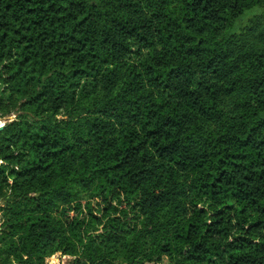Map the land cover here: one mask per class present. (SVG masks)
<instances>
[{
    "label": "trees",
    "instance_id": "16d2710c",
    "mask_svg": "<svg viewBox=\"0 0 264 264\" xmlns=\"http://www.w3.org/2000/svg\"><path fill=\"white\" fill-rule=\"evenodd\" d=\"M15 112L0 264H264V0H0Z\"/></svg>",
    "mask_w": 264,
    "mask_h": 264
},
{
    "label": "rangeland",
    "instance_id": "374dc122",
    "mask_svg": "<svg viewBox=\"0 0 264 264\" xmlns=\"http://www.w3.org/2000/svg\"><path fill=\"white\" fill-rule=\"evenodd\" d=\"M245 28H243L242 30H244ZM241 30V31H242ZM134 53L135 55H133V57L131 58V62L132 63H136L137 62V50H134ZM19 116V114L17 112L9 115V116H6V117H0V132H2L4 129L2 128H5L7 127L9 124H11L12 122H14L17 117ZM1 207V205H0ZM1 213H0V232L3 230L2 227H3V221L1 219ZM59 259L56 257L55 259L53 260H49V263L50 264H59ZM145 264H154V263H145ZM160 264H171L166 258H164L163 262H161Z\"/></svg>",
    "mask_w": 264,
    "mask_h": 264
},
{
    "label": "water",
    "instance_id": "95a60500",
    "mask_svg": "<svg viewBox=\"0 0 264 264\" xmlns=\"http://www.w3.org/2000/svg\"><path fill=\"white\" fill-rule=\"evenodd\" d=\"M2 129H4V128H2ZM1 230V229H0Z\"/></svg>",
    "mask_w": 264,
    "mask_h": 264
}]
</instances>
